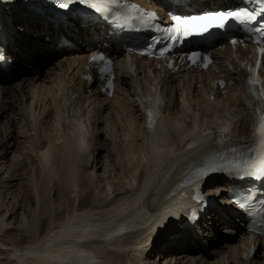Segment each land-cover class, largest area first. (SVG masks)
<instances>
[{"label":"bare ground","instance_id":"obj_1","mask_svg":"<svg viewBox=\"0 0 264 264\" xmlns=\"http://www.w3.org/2000/svg\"><path fill=\"white\" fill-rule=\"evenodd\" d=\"M3 12L11 16L8 24L16 30L11 34L9 49L16 56V75L11 81L0 77V118L9 115L12 121L7 120L6 127L0 129V264H67L66 260L73 255L83 257L91 247L100 249L104 264H157L153 254L160 243L181 230L170 220L176 216L179 219L186 205V199H178L177 190L192 170L190 161L214 148L216 130L228 131L235 145L252 137V107L243 98L244 88L236 81L239 75L224 66L229 51H217L216 69L208 74L191 73L189 78L185 73L178 77L176 73L156 70L146 60L137 62V76L117 69L116 88L109 98L94 83L85 84L80 78L86 54H73L72 50L57 46L59 34L76 40L93 36L89 27L82 26L79 20L73 27L48 22L30 11L26 13L17 2L0 4V13ZM44 55L52 62V75L46 73V83L45 75L36 77L30 69L32 63L46 62ZM74 69L71 74L69 70ZM217 73L233 78L236 84L225 87V91L216 90L215 100L210 101L207 98L211 87L206 80ZM157 81L163 85L166 103L160 125L151 130L145 127L142 116L145 95L137 94L136 84L153 89ZM46 109L53 110L51 119L42 115ZM231 109L238 110L240 119L236 115L231 120L225 117ZM43 124L46 132L56 134L46 135L47 142H38L37 133ZM31 130L35 134L28 135ZM98 130L106 134L103 140L95 137ZM18 136L25 138L22 143L23 149L30 152L29 163L24 161V152L16 153ZM7 147L10 154L5 150ZM8 157L9 163L5 165ZM32 163L35 185L30 193L23 190L25 196L21 198L27 206L25 214L31 221L28 229L31 234L14 240L4 226L11 224L21 193L9 185L19 180V167H24L32 177ZM97 163L103 164L104 170L95 181ZM151 173H155L158 183L148 180ZM142 182L147 185L143 193L150 203L144 202L142 207L146 206L152 214L147 228L142 217L140 223L131 217L140 205L138 193ZM217 183L225 184L210 180L206 185L215 189L219 187ZM5 199L10 202L3 208ZM220 209L222 213L219 208L212 209L208 220L216 233L211 238L214 241L210 253L201 254L205 247L196 242L195 247L180 244L166 255L184 257L180 264H264V253L255 252L248 257L250 238L245 229H240L241 223L237 231L244 238L239 242L242 246H238L239 251L230 243L231 237L224 236L232 229L221 230L223 235L220 234L216 225L231 208ZM7 212L11 219L5 220ZM119 214L129 217L128 221L133 219L129 228L133 231L125 238L115 234L118 221L111 222ZM96 228L100 229L95 238L78 249L79 240L93 236L92 230ZM180 236L183 242H190L188 231L183 230ZM191 249H198L196 256L185 253Z\"/></svg>","mask_w":264,"mask_h":264},{"label":"snow or ice","instance_id":"obj_2","mask_svg":"<svg viewBox=\"0 0 264 264\" xmlns=\"http://www.w3.org/2000/svg\"><path fill=\"white\" fill-rule=\"evenodd\" d=\"M117 3L118 0H104L102 3H97L96 0H54L53 7L61 12V14H66L72 9L73 5L79 4L81 5L82 10L85 11V15L79 17V22L82 26H95L102 23L111 27L108 19L100 14L109 12L111 6L116 5ZM190 6L191 5H189V7ZM169 14L172 21L177 26L173 29V33L168 34L166 38L173 41L177 40L181 35L187 37L191 35H203L212 29L224 30L230 21H237L240 24L256 22L254 30L257 32H264V23H261V21H264V8L257 13L254 11H248L246 8L235 10L232 7L221 5L210 11L185 12L183 5L178 4L174 10H170ZM151 17L155 19L156 14L152 13ZM258 17L260 18L259 20ZM124 19L127 23L128 20H130V17L125 15ZM121 27H123V25H121ZM224 35L227 38V34L224 33ZM228 39H230L232 45L237 44L235 38ZM0 48H3L2 44H0ZM198 56L199 53H193L189 58L195 60ZM9 57H11V59H9ZM92 59L95 61L97 57L93 56ZM99 59L104 60L105 57L101 55ZM108 59L109 62H111V58L109 57ZM5 65L7 68H5ZM15 65V57L12 56L7 48H3V50L0 51V74L5 73V71H15ZM100 71L103 72L104 69L102 68ZM148 115L151 118L152 112L150 111ZM258 132L260 136L261 150L259 164L249 163L247 160L244 161V169H242V171L246 169L247 172L245 176L240 177L241 179L264 181V117H261ZM237 167L239 168V165H237ZM212 171L215 172L217 170L213 169ZM211 174L212 173H207L206 178L207 176H211ZM237 175L238 173L233 176V179H236ZM250 195L251 193L247 188H243L241 191L237 192L236 187L234 186L229 198L236 203L243 201L244 203L241 206H246ZM195 199L197 203L202 206L201 209H189L186 212L181 213L179 219L173 218L170 220V223H174L177 228L183 227L185 231H195L197 228L204 229V217L214 201L211 197L204 198L202 189L200 190V195ZM262 203H264V201H262ZM262 223H264V221H262Z\"/></svg>","mask_w":264,"mask_h":264},{"label":"rangeland","instance_id":"obj_3","mask_svg":"<svg viewBox=\"0 0 264 264\" xmlns=\"http://www.w3.org/2000/svg\"><path fill=\"white\" fill-rule=\"evenodd\" d=\"M42 56V55H41ZM49 56V55H48ZM44 58H45V60L46 59H48L47 57H46V55H44ZM41 59H43V56L41 57ZM40 59V60H41ZM51 61H49V60H46V62H44V61H40V63H37L36 62V64H37V75H36V77H40L41 75L42 76H44L45 75V83L48 81V77H47V75H46V73H49L50 74V76L52 75V72L50 71V66H51ZM48 69V72H46V70ZM70 71V73L72 74V73H74L75 72V70L73 71V72H71V70H69ZM42 78V77H41ZM43 106V105H42ZM47 108H51V107H47ZM53 109V108H52ZM52 109H49V110H45V112H44V114H42V115H44V116H46V119H51L52 118V115H53V110ZM51 110H52V112H51ZM48 111H49V113H48ZM230 112V111H229ZM238 113V110L237 109H231V112L230 113H225V117L226 118H230V120H231V117L234 115H236L237 116V119H240V115L239 114H237ZM224 117V118H225ZM7 120L8 121H11L10 120V116L8 115H2L1 116V118H0V129H2V128H4V127H6V122H7ZM234 120V119H233ZM236 120V119H235ZM234 120V121H235ZM11 123H12V121H11ZM98 125V124H97ZM101 125V124H100ZM45 125L43 124V126H42V129H41V127L39 128V130H38V133H37V136L39 137L38 138V142H47V136H53V135H55L56 134V132L55 131H52V132H54V133H49V132H46V129H43V127H44ZM13 133H15L16 134V130L15 131H13ZM33 135V134H35L34 133V130H31L29 133H28V135ZM49 134V135H48ZM96 136L95 137H98L99 138V140H103V138H105L106 137V134H104V132H102V131H100V130H98V131H96ZM47 135V136H46ZM22 138H24L23 136H21V137H19L18 136V140L16 141V145L15 146H17V148H16V153L17 152H20V151H22V153L24 152L25 154H24V156H25V159H24V161L25 162H28L29 163V158H28V156L30 155V152H28L27 150H24L23 149V147H24V143H22V142H24V140H25V138L24 139H22ZM35 140V141H36ZM6 151H7V153H9L10 154V148H6L5 149ZM24 150V151H23ZM104 151L103 152H101V154H100V158H102L103 157V155H104ZM7 159V161H5L6 162V164L5 165H7L8 163H9V157L8 158H6ZM102 160V159H101ZM3 161V160H2ZM2 163H4V161L2 162ZM30 167L32 168V170L31 171H33V176L32 177H30V174L29 173H26V171H25V169H24V167H19L18 168V172L21 174L20 175V177L18 178L19 180H13V181H11L12 183H10L11 185H9L10 187H11V189L13 190V191H18V190H20V193L22 194V191L23 190H25V191H27V192H31L30 190H32V188H33V185H35V179H36V175H35V168H34V164L32 163V164H30ZM97 168H96V175L98 174V178H97V176H96V179H95V181H97V179H99L100 177H101V174H102V172H103V170H104V167H103V164H101V163H97V166H96ZM2 171H4V168L2 167ZM0 174H2V172L0 173ZM100 175V176H99ZM33 179V182L31 183H29V181H30V179ZM5 180V179H4ZM32 184V185H31ZM19 186V187H18ZM210 187V185H208L207 186V188H209ZM31 188V189H30ZM5 194V193H4ZM20 194V196H18V198H17V201H16V206H15V209L13 210V212H14V216H13V219H12V221H11V224H7V225H5L4 226V228L5 229H7V235L10 237V238H12V239H14V240H18V239H20V237H23V236H26V237H28L31 233V230H28V229H30V224H31V221H30V219L26 216V214H25V211H26V204H25V201H24V199H21L22 198V196H25V195H21ZM3 202L5 203L4 204V206H3V208H5V206L6 205H8V203L10 202V200H8V201H6V199L5 200H3ZM57 202H58V200H57ZM0 203H1V201H0ZM10 209H11V206H9V211H10ZM25 209V210H24ZM7 217L9 218V219H11V217H9V212H7L6 213V215L4 216V219L6 220L7 219ZM217 228H218V231L220 232V234H222L223 235V231H221V230H224V228H222V226L221 225H218L217 226ZM225 236V235H224ZM230 237H231V241H230V243L231 244H233L234 246H237V247H235V249H236V251H239V248H238V246L241 248L242 246H241V244L239 243L240 242V240H241V238H244V236L242 235V234H240V232H235V233H233V234H231L230 235ZM85 241L83 240L82 242H80V246L78 245V248H82L83 249V247L85 248V246H86V243H84ZM84 243V244H83ZM256 253L258 254V252H259V254H263L264 253V238H261V239H258L256 242ZM82 245H84V246H82ZM82 246V247H81ZM20 247V246H19ZM17 248V247H16ZM93 247H91V249L90 250H88L87 251V253L86 254H88V252L91 254V253H97V252H99L100 251V249L97 251V249L95 250V248L94 249H92ZM106 249V248H105ZM91 251H93V252H91ZM7 256H11V255H9V254H6ZM5 255V256H6ZM193 256L195 255L196 256V252H194L193 254H192ZM4 256V257H5ZM1 259H2V257H1Z\"/></svg>","mask_w":264,"mask_h":264}]
</instances>
